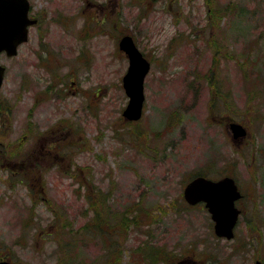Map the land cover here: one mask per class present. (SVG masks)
Instances as JSON below:
<instances>
[{
  "label": "rangeland",
  "instance_id": "374dc122",
  "mask_svg": "<svg viewBox=\"0 0 264 264\" xmlns=\"http://www.w3.org/2000/svg\"><path fill=\"white\" fill-rule=\"evenodd\" d=\"M31 1L45 18L17 56L0 57V150L13 143L19 153L16 167H0V257L264 264V0ZM89 2L108 6L91 19ZM125 34L152 64L139 122L123 117ZM231 122L249 136L234 140ZM52 127L64 128L56 139L70 155L37 184L27 153ZM201 173L232 176L244 194L231 241L215 235L204 205L184 199ZM155 249L161 259L151 263Z\"/></svg>",
  "mask_w": 264,
  "mask_h": 264
},
{
  "label": "water",
  "instance_id": "95a60500",
  "mask_svg": "<svg viewBox=\"0 0 264 264\" xmlns=\"http://www.w3.org/2000/svg\"><path fill=\"white\" fill-rule=\"evenodd\" d=\"M11 10L14 12L11 13ZM28 0H0V55L5 52L9 57L18 54L20 45L29 39V26L35 24L28 17ZM119 48L128 60L129 67L123 77V87L129 98L123 117L128 122L142 119L145 106V80L151 70V62L137 46L133 36L125 35ZM6 68L0 62V91L4 83ZM234 140L245 138L246 128L236 122L229 126ZM184 198L191 206L205 203L214 221L215 234L219 238L233 240L241 211L236 202L242 198L239 186L233 177L212 180L204 176L192 179L184 189ZM0 264H11L2 261ZM256 264H263L257 261Z\"/></svg>",
  "mask_w": 264,
  "mask_h": 264
},
{
  "label": "flooded vegetation",
  "instance_id": "af4514ba",
  "mask_svg": "<svg viewBox=\"0 0 264 264\" xmlns=\"http://www.w3.org/2000/svg\"><path fill=\"white\" fill-rule=\"evenodd\" d=\"M29 3V12H28V17L31 21H34L35 24L29 26V36L30 33L32 31L33 28L37 27L42 20L45 18L44 15L45 13L43 11H38L36 9V7L33 5L31 0H28ZM106 4H97L95 2H89L88 5H85V9L83 10V14L87 13V10H90L92 12H89V15L91 17V19L93 18V15H95V13H100V12H105L106 11ZM112 6V0L109 1V7ZM110 9V8H109ZM100 11V12H99ZM14 11L11 10V13H13ZM82 13V12H81ZM105 18L108 19L109 18V10L108 12L105 14ZM97 18H95L94 20H96ZM104 22V21H103ZM5 54V53H4ZM10 58V57H9ZM0 107H1V114H3L2 111H4V109L7 110V105H4L2 99H0ZM10 110V109H8ZM64 130L63 127H55V128H49L46 129L45 131L41 132V135L37 136H33L34 137V143L32 148L28 151L27 156L30 154L31 155V159H32V164H31V168L33 170V175L31 177V179L33 180L34 183H43L42 179L45 177V172L47 170L48 167L50 166H55V168L58 165H63L61 164L65 158H67L70 155V151H66L65 152V147L68 143V141H64L62 139V141H60V139H56V137L58 135L62 134V131ZM2 136V141H4V136ZM32 137V138H33ZM1 140V139H0ZM1 143V141H0ZM13 143H9L8 147H6V145L4 146V150L1 149L0 150V167H5L6 165L8 166H14L16 167V164L12 162V160L10 158L12 157H18L19 153H18V149L15 147H12ZM11 148V149H9ZM6 149V150H5ZM6 153H11L8 157ZM24 162V161H23ZM69 165H72V161H70V159L68 160ZM23 165V164H21ZM74 165V164H73ZM75 166V165H74ZM3 168H1L2 170ZM244 210H241L242 214H243ZM2 261H8L11 264H14L11 260L7 259L6 257H0V262Z\"/></svg>",
  "mask_w": 264,
  "mask_h": 264
},
{
  "label": "trees",
  "instance_id": "16d2710c",
  "mask_svg": "<svg viewBox=\"0 0 264 264\" xmlns=\"http://www.w3.org/2000/svg\"><path fill=\"white\" fill-rule=\"evenodd\" d=\"M208 2V4L210 5V2L209 1H207ZM202 175H205V176H208V174H206V173H201ZM33 181V180H32ZM136 210V209H135ZM139 213L141 212V209L138 211ZM95 214H98V216H99V213L97 212V213H95ZM136 214V215H135ZM134 214V216H133V218H131V220H130V223L132 224V225H134V226H138L139 225V223H140V218H139V214H137V212ZM123 222L124 223H129L127 220H123ZM145 225H147V224H145ZM115 233V232H114ZM114 233L111 231L110 233H109V239H115V241H116V237L114 236ZM138 250H140V251H142L141 249H138ZM161 249H155L154 250V252H151V251H149L148 250V252L149 253H147V255L145 256L146 258H147V256H148V258L150 259V262L151 263H156V262H160V259H161V254H162V251H160ZM160 251V252H159ZM144 254V253H143ZM142 254V255H143ZM148 254H150V256L148 255ZM148 260V259H147ZM144 262V261H143ZM145 263V262H144Z\"/></svg>",
  "mask_w": 264,
  "mask_h": 264
}]
</instances>
